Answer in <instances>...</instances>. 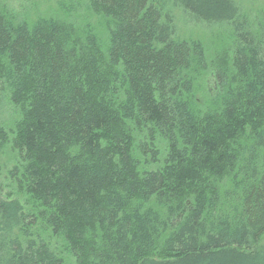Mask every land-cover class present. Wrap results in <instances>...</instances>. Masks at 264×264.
<instances>
[{"label": "trees", "instance_id": "trees-1", "mask_svg": "<svg viewBox=\"0 0 264 264\" xmlns=\"http://www.w3.org/2000/svg\"><path fill=\"white\" fill-rule=\"evenodd\" d=\"M6 1L0 264H264L259 0Z\"/></svg>", "mask_w": 264, "mask_h": 264}, {"label": "rangeland", "instance_id": "rangeland-1", "mask_svg": "<svg viewBox=\"0 0 264 264\" xmlns=\"http://www.w3.org/2000/svg\"><path fill=\"white\" fill-rule=\"evenodd\" d=\"M21 0H9L6 1L5 4L8 6H14L16 9V6L20 4ZM28 7H26L27 11L32 12V7H35L37 5H33L38 2V0H24ZM31 5H33L31 7ZM52 2H47L45 4H39L36 9L33 11V13L37 14L36 16H53L55 17L56 12L53 9ZM244 13L248 15L249 19H257L260 18L264 14V0H259L258 2L254 3L253 5H245L243 7ZM31 16V15H30ZM176 16V29L177 34L180 38H195L196 40L202 41L205 49L208 50L209 55H215L217 53L222 52L223 48L227 45V42L224 41V36L222 34H214L215 31L209 32V31H201L194 28H189L187 25H183L182 20L180 19L178 14H175ZM210 57V56H209Z\"/></svg>", "mask_w": 264, "mask_h": 264}]
</instances>
